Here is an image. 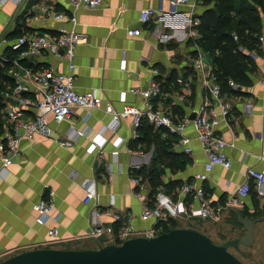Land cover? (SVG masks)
<instances>
[{"label": "crops", "instance_id": "0c3cea01", "mask_svg": "<svg viewBox=\"0 0 264 264\" xmlns=\"http://www.w3.org/2000/svg\"><path fill=\"white\" fill-rule=\"evenodd\" d=\"M193 1L191 14L197 24L188 26L183 17L189 8L170 7L167 0H101L93 9L74 8L68 0H0V128L4 121L2 92L13 84L8 74L10 59L18 54L10 46L23 34L53 36L59 27L81 34L85 40L75 47L74 90L78 93L95 91L102 103L100 109H89L88 115L85 109L75 107L70 118L59 124L48 117L51 130L48 137L36 135L20 143L19 155L0 178V260L37 248L99 246L97 240L101 242L102 238L90 235L93 226L111 225L117 233L121 222L105 216L95 218L91 211L93 206L98 210L111 208L122 214L133 227L132 237L144 236L152 221L142 219V202L133 193L144 194L152 201L155 195H149L151 188L147 180L141 185L132 183L130 176L141 168L149 170L153 166H163L154 191L173 200H186L178 193V188L184 182H194L193 175L203 171L206 160L192 126L187 125L183 131V136L189 140L191 155L184 153V147L178 144L180 136L163 127L157 129L149 125L151 131L146 137L139 129L141 136L133 139L130 118L120 119L114 132L102 130V126L111 123V115L104 111L105 104H110L116 112L127 104L140 108L141 100L129 90L145 88L150 81L160 86V94L152 99L153 110L168 112L173 123L190 118L202 99L208 96L189 64L196 47L199 48V18L213 7V1ZM247 2L255 7L259 18L257 35L244 30V34L255 35L257 41L250 48L241 46L252 64L238 83L228 78L235 86L229 92H221V96L230 106L229 116L226 122L215 127V134L228 143L224 151L231 167L215 166L206 181L195 183L203 188L212 205H225L220 215L226 212L233 216L230 210L233 208L245 218L261 219L255 223V230L257 226H264V211L259 207L264 205V199L255 195L253 187L248 196L240 198L237 195L247 168L264 170V160H260L264 155V41L260 40L264 35V11L252 0ZM44 5L54 7L65 16L74 15L75 24L66 19L57 21L43 17L40 7ZM147 8L162 9L165 13H157L142 24L138 20L139 13ZM174 11L178 15H173ZM128 29H140V35L128 36ZM231 35L238 37L235 32ZM251 53L255 58L249 56ZM29 60L22 63L33 62L51 66L58 72L67 71L65 61L56 60L47 53L31 56ZM204 60L208 62L205 54ZM178 78L188 81V85L179 84ZM179 95H183V99L179 100ZM67 135H72L67 144L57 142ZM103 140L101 152L92 149V143ZM160 150L165 157L160 158ZM114 151L117 153L113 154ZM168 154L177 155L173 169L165 166L172 162ZM182 162L185 164L180 168ZM107 167L111 170L109 177ZM87 187L94 190L97 199L85 205L83 197ZM234 195L237 198H233ZM252 197L258 201L257 209ZM42 199H51L53 214L59 216L57 222L36 223L34 205ZM194 219L197 218L190 220ZM172 220L174 223L186 221ZM54 226L58 228L57 238L49 239L47 230Z\"/></svg>", "mask_w": 264, "mask_h": 264}, {"label": "built area", "instance_id": "2783aa9c", "mask_svg": "<svg viewBox=\"0 0 264 264\" xmlns=\"http://www.w3.org/2000/svg\"><path fill=\"white\" fill-rule=\"evenodd\" d=\"M68 1L74 8L84 9H93L101 4V0ZM167 3L170 7L181 5L188 7V14L183 17L184 23L188 26L197 24L191 14L194 7L193 0H167ZM40 13L43 17H51L57 21L66 19L72 24L76 22L74 15L65 16L52 6L44 5L40 7ZM157 13H165V11L151 8L141 10L138 20L140 23L145 24ZM172 14L178 15L175 11ZM126 33L128 36L136 37L140 35V29H128ZM233 39L236 40L237 37L233 35ZM84 40L85 38L74 30L59 27L56 35L52 36L44 33L23 34L11 43L10 49L18 51V54L10 59L11 66L8 68V74L11 76L13 84L2 92L4 121L0 128V178L4 177V173L19 155V145L23 140H32L36 135L49 136L51 130L47 121L48 117H51L54 123L59 124L70 118L75 107L85 109L87 115L89 109H100L102 107L101 100L95 91L78 93L74 90L73 60L75 47ZM260 40L264 41V35L260 37ZM196 48V53L190 59L189 65L192 71L196 73L201 87L205 89L208 96H205L199 103L194 112V118L184 117L180 122L173 123L168 112L153 110L152 99L160 94L159 83L155 81H150L145 88L129 90L130 93L141 100L142 106L140 108L127 104L116 112L113 111L110 104L104 105V111L111 115V123L102 126V130L109 129L114 132L120 119L130 118L131 138L137 139L139 137L138 129L141 123L146 121L148 125L154 128L163 127L169 133L179 135L178 144L184 147V153L191 155V148L188 146L189 140L183 136L185 127L190 125L205 155L206 160L203 164V171L193 175L194 182H184L178 188V193L185 197V201L173 200L160 192L155 194L153 201L144 194L133 193L142 202L140 212L142 219L152 221V226L144 231L145 237H153L159 234L160 223L165 222L167 219L184 216L189 219L216 220L219 218L221 210L225 208L223 204L212 205L206 198L203 188L195 183L206 181L215 166L224 169L231 167V161L224 151L228 143L221 136L215 134V127L222 122H226L230 106L221 96L217 77L213 73L211 65L204 60V53L200 48ZM239 49L242 50L241 47ZM40 53H47L56 60L65 61L67 71L65 73L58 72L51 66L44 67L33 62L27 65L22 63L24 60H26L25 62L30 61L29 57L40 55ZM249 56L255 58L252 53ZM177 82L183 86L188 85V81L181 78H178ZM228 86L234 87L235 84L233 81H228ZM181 99H183V95H179V100ZM70 130L71 133H74L73 129ZM71 137L72 135H67L65 139H57V142L65 145ZM116 139L119 140V137ZM103 142L105 141L92 143V149L97 148L101 152ZM116 153V151L113 152V154ZM260 160H264V155L260 157ZM106 171L109 177L110 168L107 167ZM130 179L134 185H141L144 182L141 176L134 174L130 176ZM251 187H253L257 197L264 199V170L247 168L244 172V182L237 189V195L240 198L248 196ZM50 196H52L51 192ZM96 199L94 190L90 187L85 188L83 203L87 205ZM259 207L264 211V205L260 204ZM34 209L37 224L44 225L50 220L57 222L59 216L53 214L54 206L51 199L38 201L34 205ZM91 211L97 219L105 216L116 223L121 222L117 233L113 231L111 225L102 226L97 224L93 226L90 235L94 238L101 237L103 244H120L132 237L133 227L122 214L111 208L98 210L94 206ZM57 235V227L54 226L47 230L49 239H55ZM97 243L100 242L97 240Z\"/></svg>", "mask_w": 264, "mask_h": 264}, {"label": "water", "instance_id": "95a60500", "mask_svg": "<svg viewBox=\"0 0 264 264\" xmlns=\"http://www.w3.org/2000/svg\"><path fill=\"white\" fill-rule=\"evenodd\" d=\"M194 116L190 115V119ZM230 210L244 234L221 242L194 228L179 227L153 237L134 236L120 244L96 248L22 251L0 260V264H244L231 250L242 253L241 247L253 243L254 225L261 219L245 218L236 209Z\"/></svg>", "mask_w": 264, "mask_h": 264}, {"label": "trees", "instance_id": "16d2710c", "mask_svg": "<svg viewBox=\"0 0 264 264\" xmlns=\"http://www.w3.org/2000/svg\"><path fill=\"white\" fill-rule=\"evenodd\" d=\"M212 1L213 7L205 10L199 18L200 22L197 29L201 36L197 40V45L211 65L212 71L216 75L220 85L221 92H229L232 88L228 86V81H230L228 78L236 80L238 83V81L244 78V72L248 68V65L252 64V61L239 47L246 46V48H250L257 41L255 35H257L256 28L259 24V18L256 16L255 7L251 6L247 0ZM252 1L258 4L261 10L264 11V0ZM244 30L252 31L255 35L253 36L252 33L251 35L244 34ZM232 32L238 34L237 41H233ZM0 90H2V86ZM139 129L143 136L146 137V134L151 131V126L146 121H143ZM140 132L139 137L141 136ZM163 152V150L159 151L160 158L166 156ZM168 156H170L172 162L171 164H165V166L173 169V161L177 158V155L168 154ZM160 163L162 164V160ZM184 164L185 162L180 163L179 167L182 168ZM162 173L163 166H153L149 170L141 168L136 174H133L137 176L141 175L143 180H147L151 188L149 194L151 196L152 194H156L154 190L159 185L160 174ZM252 198L254 208L257 209L259 205L258 201L254 197ZM241 216L244 215L242 214ZM174 225L175 223L172 219H167L165 222L160 223L159 226L162 229L161 232H166L171 229L169 226L173 227ZM174 228L176 227L174 226Z\"/></svg>", "mask_w": 264, "mask_h": 264}, {"label": "rangeland", "instance_id": "374dc122", "mask_svg": "<svg viewBox=\"0 0 264 264\" xmlns=\"http://www.w3.org/2000/svg\"><path fill=\"white\" fill-rule=\"evenodd\" d=\"M221 216V217H220ZM234 215H229L226 212L222 215H219V218L214 219H202L197 218L193 221L187 217L180 216L174 219H184L185 222L175 223L176 228L190 227L194 228L216 242H221L227 239L234 237H240L244 234V229L241 227L236 219L233 220ZM169 226L170 228H174ZM161 228L158 230V233L161 232ZM94 245V244H93ZM92 245V246H93ZM100 245L103 246V242H100ZM91 244L82 245V247L89 248ZM96 248V247H95ZM84 249V248H81ZM243 250L242 253L236 252L234 249L231 251L244 263V264H264V226H257L254 230V241L253 243L245 248L241 247Z\"/></svg>", "mask_w": 264, "mask_h": 264}]
</instances>
